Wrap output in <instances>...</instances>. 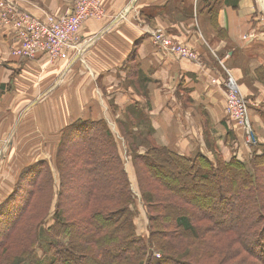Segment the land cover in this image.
Instances as JSON below:
<instances>
[{"label":"crops","instance_id":"crops-1","mask_svg":"<svg viewBox=\"0 0 264 264\" xmlns=\"http://www.w3.org/2000/svg\"><path fill=\"white\" fill-rule=\"evenodd\" d=\"M263 2L105 0V18L86 23L55 61L15 57L16 34L0 21V204L20 170L52 161L62 130L77 121L105 120L120 132L119 120L141 113L159 144L184 156H249L241 129L226 116L221 66L239 83L264 144ZM19 7L43 20L72 12L74 0H20ZM155 33L190 48L198 61L163 52ZM3 179L10 181L5 191Z\"/></svg>","mask_w":264,"mask_h":264},{"label":"trees","instance_id":"trees-1","mask_svg":"<svg viewBox=\"0 0 264 264\" xmlns=\"http://www.w3.org/2000/svg\"><path fill=\"white\" fill-rule=\"evenodd\" d=\"M140 115L118 121L125 147L105 120L77 121L62 130L52 164L20 171L0 204V264L37 252L38 264H264V144L249 162L187 157L160 145ZM131 177L147 239L137 233Z\"/></svg>","mask_w":264,"mask_h":264},{"label":"built area","instance_id":"built-area-1","mask_svg":"<svg viewBox=\"0 0 264 264\" xmlns=\"http://www.w3.org/2000/svg\"><path fill=\"white\" fill-rule=\"evenodd\" d=\"M261 8L264 28V2ZM104 12L103 0H74L72 12L62 16L46 14L45 19L41 20L28 12L19 11L16 5L8 4L3 8L0 3V21L4 27L15 32L18 40L19 46L13 49L12 54L24 59H35L42 55L51 61L60 59L67 49L78 43L77 37L83 25L90 19L102 18L100 16ZM153 37L163 52L180 59L198 61L195 52L164 33H155ZM226 89L227 117L242 130L244 142L257 147L260 139L252 125L249 103L237 81L230 75Z\"/></svg>","mask_w":264,"mask_h":264},{"label":"rangeland","instance_id":"rangeland-1","mask_svg":"<svg viewBox=\"0 0 264 264\" xmlns=\"http://www.w3.org/2000/svg\"><path fill=\"white\" fill-rule=\"evenodd\" d=\"M19 1L20 0H0V3H1V6L4 8L6 5H8V4H10V5H16L17 7H18V9H19V11H21V12H27V11H25V10H22L20 7H19ZM104 1L105 0H103V5H104ZM105 10V9H104ZM29 14H31L30 12H28ZM52 15H54V14H52ZM105 15H106V11L104 12V14H102L100 17H102V18H100V19H103V18H105ZM34 16V15H33ZM62 16V15H61ZM45 17H46V14H45ZM45 17H44V19H45ZM43 19V20H44ZM100 19H90V20H88L86 23H88L89 21H92V20H100ZM86 23L84 24V25H86ZM83 25V26H84ZM83 28V27H82ZM81 28V29H82ZM81 31V30H80ZM79 36H80V32H79V34H78V37H77V39L79 38ZM76 39V40H77ZM78 42V41H77ZM70 49V48H69ZM69 49H67V50H69ZM189 50H191L190 48H188ZM67 50L65 51V53L67 52ZM65 55V54H64ZM197 55V54H196ZM198 58V57H197ZM222 67V69H224L225 70V72L228 74L227 75V78H226V82L228 81V79H229V75L230 76H232L233 78H234V76L228 71H226V69L225 68H223V66H221ZM235 79V78H234ZM236 80V79H235ZM237 81V80H236ZM238 83V82H237ZM238 85H239V83H238ZM239 87H240V85H239ZM240 89H241V87H240ZM250 117H251V115H250ZM229 119V118H228ZM252 120V119H251ZM232 121V120H231ZM234 122V121H233ZM235 123V122H234ZM236 124V123H235ZM237 125V124H236ZM238 126V125H237ZM254 127V126H253ZM240 129V128H239ZM115 135H116V137H117V139H118V141H119V143L121 144V145H123L124 143H123V141H122V134H120V132H115L114 133ZM243 137V136H242ZM144 140H147V137H145L144 136V134H143V136L140 138V140H139V144L142 142L143 143V141ZM244 141V140H243ZM83 145H85V143H83V144H79V146H78V149H80ZM126 145V144H125ZM245 145L247 146V147H249L248 149H250L251 150V154L249 155V156H246V157H244L243 155L241 156V157H243L244 159H240V158H238L237 156H235L238 160H240V161H243V162H249L251 159H252V157H254V155H256V154H261L262 153V149L261 148H256V146H251V145H247L246 143H245ZM197 153H199V152H197ZM196 153V154H197ZM195 154V155H196ZM205 155V154H204ZM123 156H125V149H124V152H123ZM195 157V156H194ZM213 157H215L214 159H212L214 162H216L217 161V158H218V155H214ZM234 158V157H233ZM50 162V161H49ZM52 162H53V159H52V161L50 162L51 164H52ZM125 162H126V167L129 169V166H131V163H133L132 162V160H131V157H129V156H125ZM131 162V163H130ZM65 164V163H64ZM64 168V172H65V167H63ZM54 169V168H53ZM21 171V170H20ZM20 171H19V175H20ZM54 173H56L55 172V169H54ZM73 178H76L77 179V181H78V179L80 180V178H82L83 177V175H79V173H76L75 172V175H73L72 176ZM58 179H56V185H57V183H58ZM76 181V183H78L79 184V182H77ZM2 182H4V184H5V188H4V191L10 186V181L8 182L7 180H2ZM131 182H132V190H133V192H134V195H135V199H136V202H135V205H134V209L136 210V229H137V233H138V235L139 236H142V237H145V239H147V237H148V235H149V221H148V215H147V207L144 205V202H143V200H142V197H141V194H140V192H139V189H138V185H137V183H136V180L134 179V177H131ZM74 183V182H73ZM70 186H72V183H69V187ZM3 191V192H4ZM14 215V214H13ZM12 215V216H13ZM43 256V253L42 252H37V255L34 257H31L27 262H26V264H38V261H39V258H41Z\"/></svg>","mask_w":264,"mask_h":264}]
</instances>
